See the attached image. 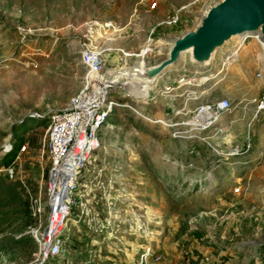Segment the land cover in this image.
I'll return each mask as SVG.
<instances>
[{
    "label": "rangeland",
    "instance_id": "rangeland-1",
    "mask_svg": "<svg viewBox=\"0 0 264 264\" xmlns=\"http://www.w3.org/2000/svg\"><path fill=\"white\" fill-rule=\"evenodd\" d=\"M217 1L0 0V169L15 168L12 179L0 173V264H141L144 251L147 264L264 256V47L249 38L233 66L216 62L209 74L185 58L147 97L130 83L111 86L118 103L82 172L59 253L43 257L48 116L85 85L81 52L96 54L97 78L149 68ZM222 98L230 108L213 128L186 126L199 104Z\"/></svg>",
    "mask_w": 264,
    "mask_h": 264
},
{
    "label": "built area",
    "instance_id": "built-area-1",
    "mask_svg": "<svg viewBox=\"0 0 264 264\" xmlns=\"http://www.w3.org/2000/svg\"><path fill=\"white\" fill-rule=\"evenodd\" d=\"M178 21V15L174 14L167 23L175 25ZM244 38L248 39V37ZM239 48L240 45L238 44L223 55L221 67H229L230 52L234 50L237 54ZM80 56L90 70L85 85L71 99L68 107L52 112L48 116L46 144L50 161L48 190L51 200V214L50 222L40 237V240L45 242L43 257L55 256L59 253L60 233L64 220L69 214L70 208L77 203L75 191L82 178V172L91 155L99 148V132L106 123L111 111V104L114 105V102L109 100L111 86L102 81V75L97 78L100 65L96 54L86 49L81 52ZM256 76L260 78L261 74L257 73ZM184 80V78L179 80L178 87L182 85ZM127 91L129 92L128 89ZM130 94L132 95V93ZM132 96L136 97L134 94ZM229 108L230 102L227 98H222L212 104H199L193 112L192 122L186 123V126L192 131L211 129ZM258 109L259 113L264 111V93L258 101ZM10 149L11 146L9 145L7 150ZM19 152L20 154L24 153L25 147H22ZM0 173H3L8 179H12L15 168L9 165L1 168ZM238 191L239 188H235V192ZM57 194L62 199V203L58 209H55L52 200ZM51 226H53V230L50 229ZM148 254V251L141 254V264H147L146 257ZM158 259L159 256L155 257V261ZM255 259L257 264H261L264 256L261 254Z\"/></svg>",
    "mask_w": 264,
    "mask_h": 264
},
{
    "label": "water",
    "instance_id": "water-1",
    "mask_svg": "<svg viewBox=\"0 0 264 264\" xmlns=\"http://www.w3.org/2000/svg\"><path fill=\"white\" fill-rule=\"evenodd\" d=\"M237 35L257 37L264 47V0H219L206 9L193 31L173 39L164 60L149 68L108 70L102 75V81H110L114 83L110 86H114L132 80L147 97L161 81L170 82V74L177 71L185 58L189 66L211 72L216 62L219 64L221 57L233 48ZM182 71L189 72L185 67ZM114 75L120 76L118 82H113ZM183 77L187 76L183 74L180 79ZM140 86L149 89L143 91Z\"/></svg>",
    "mask_w": 264,
    "mask_h": 264
},
{
    "label": "bare ground",
    "instance_id": "bare-ground-1",
    "mask_svg": "<svg viewBox=\"0 0 264 264\" xmlns=\"http://www.w3.org/2000/svg\"><path fill=\"white\" fill-rule=\"evenodd\" d=\"M248 33H244V34H242V35H247ZM234 39H236V45H240V48H239V51H238V53L237 54H235V52H234V50L232 51V52H230V59L228 60V63L230 64L229 66H233V64L236 62V59H238V57L237 56H239V52H240V50H242V48H243V46L245 45V43L247 42V40L249 39H247V38H243V37H241V35H237V36H234ZM256 40H258V42H259V38H256ZM173 41V40H172ZM172 41H171V43H170V47H171V44H172ZM242 42H244V44H242ZM261 44V43H260ZM262 45V44H261ZM263 46V45H262ZM170 47H169V49H170ZM144 52V51H143ZM232 58V59H231ZM221 59H222V57H221ZM225 61V60H224ZM140 68H143V67H140ZM200 74V73H199ZM201 74H202V72H201ZM209 74H211V73H209ZM115 77H114V80H113V82H118V80L120 79V76H118V75H114ZM212 76V75H211ZM189 78V77H188ZM185 81V80H184ZM191 82H192V80H191ZM106 84H114V83H112V82H110L109 81V83L108 82H105ZM127 83H130L131 84V90L136 94V95H143V97H146L145 95H146V93H144V92H142V91H140L139 89H137L136 88V83L135 82H133L132 80L131 81H126V82H124V84L126 85ZM184 83V82H183ZM183 83H182V85H183ZM188 84V83H187ZM141 88H142V90L144 91H146L147 89H149L147 86H140ZM130 92V91H129ZM131 93V92H130ZM133 95V94H132ZM197 100V99H196ZM118 103V102H117ZM117 103H114V105H116ZM113 104H111V107H110V109H112V107L114 106ZM191 122V121H190ZM53 201H54V207H55V209H58L59 208V205L62 203V199L60 198V196L57 194L56 196H55V198L53 199ZM54 219H55V215H54ZM54 226V225H53ZM53 226H51L50 227V229L51 230H53Z\"/></svg>",
    "mask_w": 264,
    "mask_h": 264
}]
</instances>
